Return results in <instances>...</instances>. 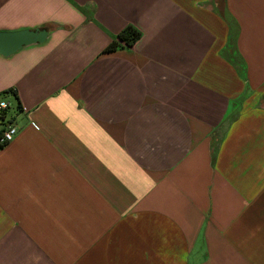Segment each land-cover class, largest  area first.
<instances>
[{
  "label": "crops",
  "instance_id": "crops-1",
  "mask_svg": "<svg viewBox=\"0 0 264 264\" xmlns=\"http://www.w3.org/2000/svg\"><path fill=\"white\" fill-rule=\"evenodd\" d=\"M24 31L0 264H264V0H0Z\"/></svg>",
  "mask_w": 264,
  "mask_h": 264
},
{
  "label": "trees",
  "instance_id": "trees-1",
  "mask_svg": "<svg viewBox=\"0 0 264 264\" xmlns=\"http://www.w3.org/2000/svg\"><path fill=\"white\" fill-rule=\"evenodd\" d=\"M140 36H141V32L137 28H135L134 26L129 25V26L125 27L115 37L116 39L113 40V42L106 48L105 51H112V50H116L117 48L126 47V46L129 47L132 44H134L140 38ZM9 92H12V94H14L16 96V98H17V108L21 109L22 108L21 107L22 103L18 99L16 91L15 90H10ZM0 99H4V97L0 96ZM10 107L8 109L4 110L3 116H0V125H1V123H5L4 119H5L6 116L11 117V116L8 115ZM0 134H1V131H0ZM6 144H8V143H5V144L1 145L0 147L2 148Z\"/></svg>",
  "mask_w": 264,
  "mask_h": 264
},
{
  "label": "built area",
  "instance_id": "built-area-1",
  "mask_svg": "<svg viewBox=\"0 0 264 264\" xmlns=\"http://www.w3.org/2000/svg\"><path fill=\"white\" fill-rule=\"evenodd\" d=\"M10 106H11V102H9L6 99H0V116H3L4 110L8 109ZM21 107H22L21 109L23 110L25 109L23 104H21ZM4 120L5 123H1L0 125L1 127L0 146L12 141L19 131L14 118L6 116Z\"/></svg>",
  "mask_w": 264,
  "mask_h": 264
},
{
  "label": "water",
  "instance_id": "water-1",
  "mask_svg": "<svg viewBox=\"0 0 264 264\" xmlns=\"http://www.w3.org/2000/svg\"><path fill=\"white\" fill-rule=\"evenodd\" d=\"M32 38L34 36L27 31L0 35V50L6 53L11 52L21 44L29 42Z\"/></svg>",
  "mask_w": 264,
  "mask_h": 264
},
{
  "label": "rangeland",
  "instance_id": "rangeland-1",
  "mask_svg": "<svg viewBox=\"0 0 264 264\" xmlns=\"http://www.w3.org/2000/svg\"><path fill=\"white\" fill-rule=\"evenodd\" d=\"M4 99H6V98L4 97Z\"/></svg>",
  "mask_w": 264,
  "mask_h": 264
}]
</instances>
